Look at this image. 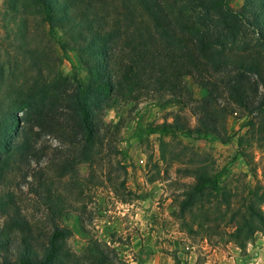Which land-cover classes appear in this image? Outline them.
I'll return each instance as SVG.
<instances>
[{"label":"rangeland","instance_id":"1","mask_svg":"<svg viewBox=\"0 0 264 264\" xmlns=\"http://www.w3.org/2000/svg\"><path fill=\"white\" fill-rule=\"evenodd\" d=\"M94 1L103 6L102 14L109 11L110 17L122 21L123 7L128 3ZM224 2L234 10L245 4V0ZM129 5L138 15L136 3L131 0ZM254 37L246 33L242 42L228 45L216 62H226L231 70L240 63L252 64V53L248 55L242 43L252 42ZM23 41L30 45L28 53ZM80 57L68 36L49 29L32 0H0V91L33 88L41 73L50 87L86 82L92 73ZM247 72L244 106L234 102L221 80L215 85L219 107L225 108V118L222 114L218 117L219 131L220 123L224 127L221 138L144 132L148 124L172 123L177 114L180 123L196 124V107L204 102L208 89L186 76L193 97L187 104L159 106L157 94L143 92L134 98L132 92H126L115 96L103 110H95L109 131L100 153L91 160L76 162L72 175L59 177L58 166L64 155L59 151L65 146L51 135L41 136L35 142L36 157L30 161L16 159L18 169L8 171L2 191L11 192L34 237L44 239L54 225L69 228L64 247L77 264L86 263L90 239L113 251L116 264H264V236L257 235L243 252L231 242L219 241L216 232L209 237L187 235L175 217L181 192L194 179L190 169L220 172L222 190L231 194H246L259 186L264 196V124L257 109L262 88L254 89L257 76ZM221 75L215 72L212 78L220 79ZM224 138L225 142L221 140ZM43 181L60 194L67 211L61 217L54 215L42 198ZM206 206L198 212L206 221L216 220L218 210L213 204ZM3 221L0 214V226ZM3 255L0 248V264Z\"/></svg>","mask_w":264,"mask_h":264},{"label":"trees","instance_id":"2","mask_svg":"<svg viewBox=\"0 0 264 264\" xmlns=\"http://www.w3.org/2000/svg\"><path fill=\"white\" fill-rule=\"evenodd\" d=\"M132 1L138 6V15L129 7L131 0H122L128 5L123 7L122 21H118L107 10L102 14L103 6L94 0H32L49 29L59 30L76 44L92 76L86 82L78 81L74 86L63 83L56 88L50 87L41 73L33 88L0 91L2 264H77L64 247L71 230L54 225L44 239L34 237L30 222L11 192L2 191V186L8 171L18 169L16 159L30 161L36 157L35 142L43 135L55 137L66 148L59 151L64 153L59 177L74 174L76 162L97 156L109 127L94 111L103 110L115 96L132 92L138 98L150 92L160 97L159 106L187 104L193 97L185 77L192 76L208 89L204 102L196 107V124L180 123L177 114L172 123L148 124L144 132L221 138L224 127L220 123L219 131L218 117L222 114L225 118V108L219 107L215 85L221 80L234 102L244 106L249 71L257 76L254 89L262 88L257 109L264 124V0H245L239 10L228 8L224 0ZM249 32L255 36L253 41L242 44L248 55L252 53V64L240 63L231 70L226 62H216L228 45L242 42ZM23 42L28 53L30 45ZM215 72L222 73L220 79L212 78ZM190 170L194 179L181 192L175 212L187 235L209 237L216 232L219 241L231 242L243 252L257 235L264 236V196L259 186L246 194H231L222 190L220 172L209 173L200 167ZM41 184L42 198L50 211L60 217L66 214L56 189L44 181ZM207 204L218 210L214 221H206L198 212ZM9 229L21 235H11ZM85 254V264L117 262L116 254L95 239L88 241Z\"/></svg>","mask_w":264,"mask_h":264}]
</instances>
